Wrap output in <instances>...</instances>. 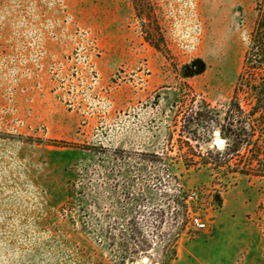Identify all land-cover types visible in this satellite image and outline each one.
<instances>
[{"label":"rangeland","instance_id":"374dc122","mask_svg":"<svg viewBox=\"0 0 264 264\" xmlns=\"http://www.w3.org/2000/svg\"><path fill=\"white\" fill-rule=\"evenodd\" d=\"M261 1L0 0V264H264V138L222 131Z\"/></svg>","mask_w":264,"mask_h":264},{"label":"trees","instance_id":"16d2710c","mask_svg":"<svg viewBox=\"0 0 264 264\" xmlns=\"http://www.w3.org/2000/svg\"><path fill=\"white\" fill-rule=\"evenodd\" d=\"M242 98L246 99L250 109L243 106ZM254 120L264 123V0L259 5L258 16L250 33L243 70L239 75L234 96L223 118V133L236 138L234 146L229 150H238L240 145L251 143L256 135L263 140L264 129L246 128ZM235 124L243 127L234 129ZM259 153L264 154V144L260 145Z\"/></svg>","mask_w":264,"mask_h":264},{"label":"crops","instance_id":"0c3cea01","mask_svg":"<svg viewBox=\"0 0 264 264\" xmlns=\"http://www.w3.org/2000/svg\"><path fill=\"white\" fill-rule=\"evenodd\" d=\"M228 235H224L222 232H218L216 235V239H213V243L216 242V264H248L247 260H242L237 262L234 260L232 261V253L230 248V240ZM211 242V240H209ZM237 256V253L235 254ZM244 256L247 257V254L244 253ZM200 257V258H199ZM197 256V261H207L208 256ZM226 260V261H225ZM232 261V262H231ZM235 262V263H234Z\"/></svg>","mask_w":264,"mask_h":264},{"label":"built area","instance_id":"2783aa9c","mask_svg":"<svg viewBox=\"0 0 264 264\" xmlns=\"http://www.w3.org/2000/svg\"><path fill=\"white\" fill-rule=\"evenodd\" d=\"M197 196L196 192H192L189 195V200H194ZM218 202V203H217ZM219 204V201H216V205ZM189 222L192 226V228L196 230H205L208 228V221L203 218V216L200 213L190 211V216H189Z\"/></svg>","mask_w":264,"mask_h":264},{"label":"water","instance_id":"95a60500","mask_svg":"<svg viewBox=\"0 0 264 264\" xmlns=\"http://www.w3.org/2000/svg\"><path fill=\"white\" fill-rule=\"evenodd\" d=\"M218 142H219V143H222V142H224V140H219Z\"/></svg>","mask_w":264,"mask_h":264}]
</instances>
